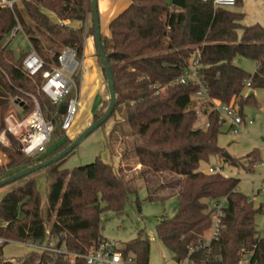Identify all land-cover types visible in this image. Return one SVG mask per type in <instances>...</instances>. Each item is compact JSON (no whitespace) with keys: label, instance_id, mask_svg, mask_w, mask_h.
I'll return each mask as SVG.
<instances>
[{"label":"trees","instance_id":"16d2710c","mask_svg":"<svg viewBox=\"0 0 264 264\" xmlns=\"http://www.w3.org/2000/svg\"><path fill=\"white\" fill-rule=\"evenodd\" d=\"M18 3L12 9L0 8V134L5 129L11 99L24 101L27 109L21 116H27L33 109L29 96H33L44 119L53 124L51 140L62 142L29 159L7 135L9 146L0 144V153L7 161L0 164V182L53 158L71 143L63 136L59 108L39 91L40 75L29 77L21 68L25 50L15 53L6 49L5 39L19 25L30 48L47 65L55 62L50 52L57 56L66 47L80 56L85 21L92 12L91 0ZM242 6V0H235L233 8ZM233 8H213L202 0H131L109 24L110 36L101 37L116 95L111 118L122 109L128 130L138 140L134 153L149 200L176 198L174 216L162 219L156 226L157 240L175 264L191 250L196 264H237L245 254L250 256V264H264V231L258 232L255 225L256 215H264V206L255 208L238 191V180L221 173L209 174V168L205 173L200 168L210 157H221L231 166L252 172L260 164L259 152L255 149L244 161L225 157L217 145L224 125L219 113L210 108L206 115L208 127L195 129L197 113L189 108L190 104L195 106L192 98L201 86L212 102L236 106L242 119L244 107L258 106L250 92L264 90V27L243 26V14ZM65 22H77L79 27ZM197 54L200 84H174L159 94V87L183 76ZM235 58L255 62L254 73L236 67ZM98 62L101 66L99 58ZM107 107L105 101L93 122ZM113 155L109 147L110 159ZM68 156L43 169V201L36 182L27 177L18 180L16 183L21 185L0 200V238L15 243L39 241L78 256L74 264H85L83 257L94 252L103 239L102 215L122 214L129 197L137 191L120 170L100 157L71 171L61 169ZM156 176L167 184L157 189L149 187ZM165 188L170 190L167 197L155 195L156 190ZM221 199H225L226 208L217 241L204 247L203 238L211 226V203ZM3 246L0 264H66L63 256L46 252L31 251L21 258L6 259ZM150 247L149 239L140 231L136 239L122 247V252L125 257L131 256L135 264H149Z\"/></svg>","mask_w":264,"mask_h":264},{"label":"rangeland","instance_id":"374dc122","mask_svg":"<svg viewBox=\"0 0 264 264\" xmlns=\"http://www.w3.org/2000/svg\"><path fill=\"white\" fill-rule=\"evenodd\" d=\"M256 9L258 10L259 8L253 6L250 1L247 3L245 2L242 8H233L234 11L244 14L245 17L242 21V25H246L247 22L251 23V21L257 19V21L264 23V17L258 16L256 14ZM260 11L264 13L263 9ZM238 34H240V32ZM8 38H6L4 42L6 49L12 50L15 53H17L19 47L22 50L27 49L28 43L25 39H22L20 33H17L16 36L6 44ZM233 64L249 74H253L256 68L255 62L242 58H235ZM246 93L249 92L246 90ZM252 93L254 94L258 106H247L243 108L244 117L239 128V134H233L230 131L229 124H224L218 136L217 145L223 149L225 157L240 161H244L247 155L256 149L259 152L260 164L257 165L252 172H247L243 167L229 165L221 157H210L207 162L200 165V168L206 173V169L217 167L221 170L223 176L238 180V191L247 197L248 200L256 196L253 205L255 208H258L263 204L264 200V193L261 192L262 190L264 191V90L258 89ZM106 101H108V99ZM192 101L195 102V99L192 98ZM189 108H193L197 113L194 128L204 129L206 115L210 111V106H193V104H190ZM247 119L252 120V123L248 124ZM78 121H80V108H78V113L72 127L77 125ZM108 127H111L110 133H107ZM74 131L75 128L69 130L68 133H64L63 136L72 141L69 135ZM61 142L62 140H50L47 145V151H51ZM137 143V138L132 135L127 128L125 115L121 109V112L108 120L103 128L95 130L75 148L74 152L65 159L61 169L71 171L75 168L92 164L97 157H100L104 163H111L115 170H120L126 180L136 186L137 193L129 197L122 214L116 215L111 212H106L102 215L100 225L101 237L107 241L116 242L121 247H124V245L136 239L140 231H143L151 245L149 264H175L169 252L159 244L156 237V226L162 219H170L174 216L176 198L171 197L156 202L149 200L150 195L143 183V177L140 175L141 168L137 165L134 153V147ZM108 146L114 153L111 159L109 157ZM27 179L36 182L37 189L43 201L46 187L44 171L39 170L34 172L27 176ZM166 182L167 181L161 176H156L151 178V183H149L148 186L157 189L161 185L165 186L167 184ZM20 185L21 184L18 183H12L1 187L0 200ZM169 193L170 190L165 188V190H156L155 195L165 198ZM257 193L259 194L257 195ZM255 225L258 232L262 233L264 231L263 214L256 215ZM205 237H208L207 233ZM30 252L31 250L29 248L15 242H9L2 248L3 257L6 259L21 258Z\"/></svg>","mask_w":264,"mask_h":264},{"label":"built area","instance_id":"2783aa9c","mask_svg":"<svg viewBox=\"0 0 264 264\" xmlns=\"http://www.w3.org/2000/svg\"><path fill=\"white\" fill-rule=\"evenodd\" d=\"M18 2L19 0H0V8L12 9L14 4ZM202 2L211 4L213 8H233L235 5V0H202ZM20 32L22 31L19 25L14 27L8 36L9 38L6 44ZM20 50L21 48L19 47L17 51L19 52ZM49 55L51 58L55 57V62L47 65L28 44L25 55L21 61V68L29 77L40 75V93L57 108H60V106L65 107L61 130L67 133L72 128L79 108L76 82L80 76L82 54L79 56L74 49L66 47L62 49L57 56H54L52 52H50ZM199 59L200 55L197 54L195 60L184 71L183 76L167 85L159 87L158 93H165L167 88L174 84L184 85L188 82L200 84L196 71ZM246 86H248V83H246ZM29 98L32 100L33 109L27 116H21V112L24 111L23 108L26 106L24 101L18 98L11 99L10 108L4 118L5 129L0 134V144L4 147H8L9 140L7 135H10L17 142L19 152L25 158L34 159L46 153L47 145L51 140L54 127L51 122L44 119L36 99L33 96H29ZM194 99L195 105L201 106L204 102L206 105L210 106L213 111L218 112L220 115V122L224 124L228 123L230 131L235 135L239 134V128L243 120L238 115V108L236 106L219 105L212 102L208 99L202 86L200 91L196 93ZM247 123L251 124L252 121L248 120ZM207 127L208 124L206 123L205 128ZM1 163L2 161L0 159V164ZM208 173H221V170L217 167L209 168ZM261 192L264 193L263 190ZM258 194L259 193H257V195ZM255 198L256 196H253L249 199V202L253 204ZM261 206H264V200ZM225 208V199L211 203V226L207 232L208 237L204 236L203 238L204 247H208L211 242L217 241L220 220ZM7 242L9 243V241L0 238V247ZM18 244L29 248L33 252H46L63 256L66 264H74L75 260L78 258L76 255L50 247L39 241H27ZM193 252V250L189 251L187 257L180 261L179 264H196L191 258ZM83 259L85 264H135L131 256H124L122 247L118 243L105 239L99 242L94 252L87 254ZM237 264H250V256L248 254L241 255Z\"/></svg>","mask_w":264,"mask_h":264},{"label":"crops","instance_id":"0c3cea01","mask_svg":"<svg viewBox=\"0 0 264 264\" xmlns=\"http://www.w3.org/2000/svg\"><path fill=\"white\" fill-rule=\"evenodd\" d=\"M248 1L252 2L253 6L259 8L258 10L256 9V14L260 17H264V13L260 11L261 9H263L264 11V0H242L243 6L244 3H247ZM18 4L19 3H17V5ZM130 4L131 0H97V11L101 37L108 38L110 36L108 29L109 24ZM257 20L251 21V23L247 22L246 25L243 26L247 27L258 24L264 27V23ZM65 24H68L74 28L79 27V23L77 22H65ZM84 29L86 35L84 37L82 45V62L76 91L79 98L80 121L77 122V125L71 128H75V131L69 135V138L72 140H74L87 126L90 125V123L93 121V117L99 112L103 103L108 99L106 78L98 62L96 48L93 41V34L90 35V31L92 30L91 14L88 15L85 21ZM20 35L22 39H25L27 41L22 32H20ZM110 132L111 127H108L107 133ZM0 159L2 161L1 164L7 163L6 158L1 153Z\"/></svg>","mask_w":264,"mask_h":264},{"label":"water","instance_id":"95a60500","mask_svg":"<svg viewBox=\"0 0 264 264\" xmlns=\"http://www.w3.org/2000/svg\"><path fill=\"white\" fill-rule=\"evenodd\" d=\"M91 17H92V29H93V41L96 48V53L98 55L99 61L101 63L102 69L106 78V87L108 91V107L106 112L96 121L92 122L84 131H82L71 143L60 153H58L53 158L41 163L37 164L31 168H27L22 170L21 172L3 180L0 182V188L6 185H10L12 183H16L18 180L26 178L34 172L39 170H43L46 167H49L66 156H68L71 152L75 150L90 134H92L95 130L99 129L101 126L107 123V121L111 118L114 109H115V101L116 95L114 90V83L112 74L110 71L109 62L103 52L101 45V35H100V27H99V19H98V11H97V0H91ZM252 94V92H250ZM27 107L25 106L23 110L25 111ZM65 112V107L60 106L59 113L63 115Z\"/></svg>","mask_w":264,"mask_h":264}]
</instances>
